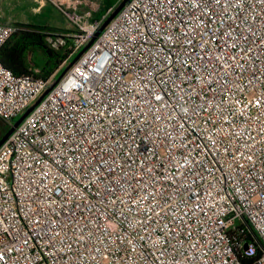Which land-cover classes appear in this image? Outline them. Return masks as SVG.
Returning <instances> with one entry per match:
<instances>
[{
    "label": "built area",
    "instance_id": "built-area-1",
    "mask_svg": "<svg viewBox=\"0 0 264 264\" xmlns=\"http://www.w3.org/2000/svg\"><path fill=\"white\" fill-rule=\"evenodd\" d=\"M0 264H264V0L127 3L0 147Z\"/></svg>",
    "mask_w": 264,
    "mask_h": 264
},
{
    "label": "rangeland",
    "instance_id": "rangeland-1",
    "mask_svg": "<svg viewBox=\"0 0 264 264\" xmlns=\"http://www.w3.org/2000/svg\"><path fill=\"white\" fill-rule=\"evenodd\" d=\"M107 1L0 0V23L41 27L48 35L57 36L56 38L48 36L53 47L64 46V37H67L71 39L76 53H79V49H81V42L79 41L81 29L68 18L66 13H74L81 17L82 22L93 30L100 24L102 25L123 0L111 9H106ZM64 69L65 67L60 69L59 72L53 75V78L57 79ZM38 72L39 70H37Z\"/></svg>",
    "mask_w": 264,
    "mask_h": 264
},
{
    "label": "trees",
    "instance_id": "trees-1",
    "mask_svg": "<svg viewBox=\"0 0 264 264\" xmlns=\"http://www.w3.org/2000/svg\"><path fill=\"white\" fill-rule=\"evenodd\" d=\"M119 1L122 0H108L106 9L115 7ZM16 28L14 35L0 50V62L16 75L31 74L49 79L60 69L66 68L85 48L81 47L79 53H76L71 39L67 37H64V46L55 48L49 42L48 36L52 38L57 36L48 35L43 28L32 25H16ZM10 129V126L0 118V141Z\"/></svg>",
    "mask_w": 264,
    "mask_h": 264
},
{
    "label": "water",
    "instance_id": "water-1",
    "mask_svg": "<svg viewBox=\"0 0 264 264\" xmlns=\"http://www.w3.org/2000/svg\"><path fill=\"white\" fill-rule=\"evenodd\" d=\"M131 0H123L118 7L114 10V12L107 18V20L101 25L98 31L95 33L92 40L89 44L76 56V58L63 70L61 75L58 77L56 82L50 87L43 96L35 103L9 130V132L2 138L0 141V147L8 140L11 134L15 131L16 128L26 119V117L40 104V102L49 94L53 87H55L63 77L71 70V68L78 62V60L83 56V54L94 44L97 38L101 35V33L105 30V28L117 17V15L123 10L127 3ZM247 249V247H246Z\"/></svg>",
    "mask_w": 264,
    "mask_h": 264
}]
</instances>
